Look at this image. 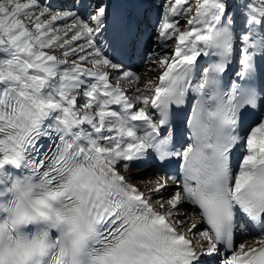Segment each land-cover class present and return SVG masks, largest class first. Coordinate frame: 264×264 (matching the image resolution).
<instances>
[{"label": "snow or ice", "instance_id": "obj_1", "mask_svg": "<svg viewBox=\"0 0 264 264\" xmlns=\"http://www.w3.org/2000/svg\"><path fill=\"white\" fill-rule=\"evenodd\" d=\"M0 264H264V0H0Z\"/></svg>", "mask_w": 264, "mask_h": 264}, {"label": "bare ground", "instance_id": "obj_2", "mask_svg": "<svg viewBox=\"0 0 264 264\" xmlns=\"http://www.w3.org/2000/svg\"><path fill=\"white\" fill-rule=\"evenodd\" d=\"M131 175H133L134 177H136L135 179H133V181H132L133 183L137 184L139 187L140 186L143 187V184H145V187H147V185H149L147 183V181L151 178L152 173H149V172H142V173L141 172H133ZM139 179H142L141 181H143V183L141 182L142 183L141 185H139V182H138ZM149 186H151V185H149ZM142 190H144V189H142ZM186 207H189L190 208V206H186Z\"/></svg>", "mask_w": 264, "mask_h": 264}, {"label": "rangeland", "instance_id": "obj_3", "mask_svg": "<svg viewBox=\"0 0 264 264\" xmlns=\"http://www.w3.org/2000/svg\"><path fill=\"white\" fill-rule=\"evenodd\" d=\"M23 2V0H22ZM142 68L140 67L139 71L141 73V75H148V76H155L160 69L156 68V69H149L148 67H145L141 70ZM141 181L139 180V185H141ZM143 187H145V184H143Z\"/></svg>", "mask_w": 264, "mask_h": 264}]
</instances>
